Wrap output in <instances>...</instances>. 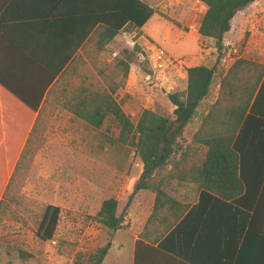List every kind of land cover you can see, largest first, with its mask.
I'll use <instances>...</instances> for the list:
<instances>
[{
	"label": "rangeland",
	"instance_id": "1",
	"mask_svg": "<svg viewBox=\"0 0 264 264\" xmlns=\"http://www.w3.org/2000/svg\"><path fill=\"white\" fill-rule=\"evenodd\" d=\"M184 1L188 5L193 2ZM197 7L190 15L178 10L180 14L169 17L190 26L202 16ZM234 26L245 29L234 44L239 53L240 49L248 52L251 45H264V2L245 8ZM130 32L119 34H130L126 46L117 36L103 49L96 45L89 48L87 57L70 65L52 89L0 203V264H87L88 257L110 239L109 230L96 219L102 201L117 197L125 212L139 191L136 187L142 168L135 151L121 149L116 154L101 150L104 139L100 133L76 118L68 101L85 88L111 86L124 112L134 121L145 109L173 119L174 106L167 93L182 90L180 82L187 68L218 65L225 71L238 55L231 52L230 58L217 62L216 50L202 51L199 33L186 32L163 16H155L145 27V34ZM136 44L139 50L134 52L126 77V67L120 61L129 63V53ZM158 48L169 58L162 68L156 65L160 61ZM111 130L118 136L114 125ZM48 205L61 211L54 237L44 241L37 230ZM134 218L132 233L139 224ZM120 237L128 242L130 235L119 232L116 240Z\"/></svg>",
	"mask_w": 264,
	"mask_h": 264
},
{
	"label": "crops",
	"instance_id": "2",
	"mask_svg": "<svg viewBox=\"0 0 264 264\" xmlns=\"http://www.w3.org/2000/svg\"><path fill=\"white\" fill-rule=\"evenodd\" d=\"M3 1L0 0V139H20L30 114L35 111V98L49 75L18 47L19 44L12 42L11 37L54 66L68 61L65 73L70 65L87 57L89 48L99 47L103 29L96 25L75 50L87 31L88 20L84 13L95 9L98 0H6L2 6ZM143 1L155 9V14L141 29L124 28L122 32L145 34V27L155 16L178 15V10H186V15H190L199 5L198 0H193L191 5L184 0ZM260 2L264 0H258L246 9ZM243 10L231 22L224 44L226 55L222 59L230 58L234 52L238 55L233 60L245 58L264 64V45H251L248 52L240 49V53L234 48L245 32L234 26ZM32 12L43 14V23L17 22L18 16ZM3 14H7L5 21ZM124 34L117 35L123 44L130 40V34ZM201 48L203 52L209 48L213 50L211 52L216 50L214 41L206 38L201 41ZM58 78L46 90L38 113L47 104ZM180 83L182 90L187 88V71ZM219 86L216 83L212 97L198 109L199 114H205L215 101ZM259 106L263 111L264 101ZM31 115L30 134L26 139H31L36 126V117ZM199 120L200 117L194 122V131ZM182 142L191 145L185 164H170L161 172L154 171L149 179L150 188L135 192L133 206L125 216L127 227L112 233L113 244L102 264L107 261L108 264H264V178L260 180L259 169L252 164L246 165L243 180L240 167L237 171L240 182L228 181L224 147H219L211 159L209 147L203 141L183 139ZM242 142H245L243 153L255 162L257 150L264 151V139H242ZM140 167L139 183H142L147 174L143 176L142 163ZM158 191L161 192L159 198ZM133 217L139 224L138 230L132 233ZM178 226H181L179 233L169 237ZM119 232H128V242L124 241L125 237L116 240ZM160 244L172 247L176 252L165 251ZM180 255H186L189 260Z\"/></svg>",
	"mask_w": 264,
	"mask_h": 264
},
{
	"label": "trees",
	"instance_id": "3",
	"mask_svg": "<svg viewBox=\"0 0 264 264\" xmlns=\"http://www.w3.org/2000/svg\"><path fill=\"white\" fill-rule=\"evenodd\" d=\"M202 12L199 20L190 26H182L178 21L162 14L167 21L178 28L188 32L196 31L201 37L214 41L217 51V62L226 55L225 40L231 30V22L236 14L252 5L258 0H198ZM6 0L2 3L5 6ZM37 11V10H36ZM87 18V31L83 39L79 40L76 49L84 42L88 34L96 25L103 29L100 32L99 49H103L111 40L120 34L124 28L141 29L144 24L155 14V9L143 0H98L97 6L84 13ZM4 21L7 14H3ZM43 14L32 12L17 17V22H34L44 20ZM34 24V23H33ZM41 27V26H40ZM5 29L1 32L4 34ZM101 31V30H100ZM12 42L33 59L49 75L47 82L35 98L33 114L36 123L39 119L38 108L43 102L45 92L57 77L64 73L68 61L52 65L44 61L41 56L33 51L23 48L18 39L11 37ZM23 48V49H22ZM135 49L129 53V63L123 60L125 76L129 71ZM217 64V63H216ZM187 88L167 93L169 101L174 106L173 119L149 109L143 110L139 119L134 121L126 114L121 104L115 97V89L110 86L103 89H83L80 96L68 101L70 111L76 118L82 119L98 131L104 144L100 146L103 151L110 150L116 154L121 149L135 151L143 164V176L147 179L140 183L139 189L150 188V177L154 171L161 172L168 165H183L186 156L191 150L190 144L182 142L183 139H193L194 142L203 141L209 147L210 158L218 152L219 147H224L228 169V181H238L237 171L241 167V178L244 180L245 166L255 165L260 171V180L264 178V151L257 150L255 162L244 154L245 142L242 139H264V110H260L264 101V64L256 63L245 58H236L225 71L219 70L218 65L213 67L199 65L186 69ZM58 78V79H59ZM219 83L218 95L215 101L207 108L205 114H199L198 109L203 102L212 97L213 89ZM29 116L28 126L20 139H0V203L9 188L14 174L23 154L26 151L30 134L32 115ZM200 117L199 125L194 131V122ZM107 123L108 126H105ZM114 125L118 136L113 134L111 126ZM218 139H221L218 142ZM262 151V152H261ZM238 153H241L238 156ZM128 157V156H127ZM175 169V167H173ZM161 192H157L159 198ZM249 194V193H248ZM234 201V200H233ZM126 209L121 216V204L117 197L105 198L97 212L96 219L110 232L123 230L127 227L125 216L131 209ZM60 208L48 205L39 223L37 235L42 240H51L57 230ZM121 217V219H120ZM183 225V224H182ZM178 226L169 234V237L179 233ZM112 241L99 247L88 257L87 264H102L104 258L112 247ZM160 248L168 252H176L174 248L160 244ZM26 257L27 254L21 253ZM189 260L186 255H180Z\"/></svg>",
	"mask_w": 264,
	"mask_h": 264
},
{
	"label": "built area",
	"instance_id": "4",
	"mask_svg": "<svg viewBox=\"0 0 264 264\" xmlns=\"http://www.w3.org/2000/svg\"><path fill=\"white\" fill-rule=\"evenodd\" d=\"M156 57L159 58V62L156 64L157 67L159 68H162L163 66V63H165L167 60H169V58H167V54L165 53V51L163 49H157V52H156ZM167 59V60H166ZM166 60V61H165Z\"/></svg>",
	"mask_w": 264,
	"mask_h": 264
},
{
	"label": "water",
	"instance_id": "5",
	"mask_svg": "<svg viewBox=\"0 0 264 264\" xmlns=\"http://www.w3.org/2000/svg\"><path fill=\"white\" fill-rule=\"evenodd\" d=\"M139 186H140V183L137 185V187H136V190H138L139 189ZM131 200V199H130ZM130 202V201H129ZM128 206V205H127ZM120 219H121V217H120Z\"/></svg>",
	"mask_w": 264,
	"mask_h": 264
}]
</instances>
